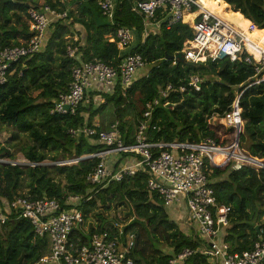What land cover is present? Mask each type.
<instances>
[{"label": "trees", "instance_id": "1", "mask_svg": "<svg viewBox=\"0 0 264 264\" xmlns=\"http://www.w3.org/2000/svg\"><path fill=\"white\" fill-rule=\"evenodd\" d=\"M39 1L0 0V51L20 46L31 38L29 11L40 8ZM44 1L60 12L69 3H77L78 16L76 18L71 11L66 20L53 22L42 51L14 64L7 83L0 84V122L15 130L6 145L19 142L20 135L30 141L21 150L29 163L24 167L30 176L28 193H20L22 167L0 164V209L4 208L3 203H12L20 196L30 200H56L61 203L62 211L76 209L83 213V221L74 229L69 242L81 247L88 245L95 233L108 231L111 237H116L117 224L108 214L120 208L126 213L121 242H126L130 232L135 233L130 257L136 264H166L185 250L197 251L200 242L194 240L193 234H186L183 225L174 220L161 196L148 190L150 175L146 169H139L135 176H125L120 181H103L97 186L88 183L87 176L101 161L91 156L107 150L99 142V134L118 123L124 144L134 145L147 104L158 99L162 89L172 86L169 96L161 98L154 110L146 131L148 142L198 144L213 139L219 146H225L234 140V129L212 125L210 119L214 115L223 118L230 113L242 93L239 107L244 128L240 147L254 157L253 162L263 163L264 81L248 87L255 82L256 72L244 61L233 63L224 59L207 64L179 61L176 57L185 49V43L193 39L192 29L182 23L170 29L151 26L144 42L131 50L142 55L148 65L137 72L128 90L123 89L119 78L106 92L88 90L76 115L52 114L60 95L68 93L74 65L96 59L116 68L122 59L116 28L105 22L98 7L99 0H70L67 4H61L60 0ZM137 1L117 0L116 21L120 26L135 29L142 40L143 19L132 11ZM206 1L210 10L243 32L252 43L264 46V0ZM225 3L231 6L234 14L227 13ZM90 16H93L92 21H85ZM72 18L71 24L79 22L88 32L87 46L79 48L81 56L75 60L67 56L71 45L67 39L71 36V24L67 23ZM193 18L188 15L185 20L191 22ZM256 58L259 59L258 55ZM193 76L202 80L200 91L189 86ZM96 119H99L97 125ZM83 128L94 129L96 135H70V130ZM153 153L156 155L158 151ZM117 154L121 155L120 159ZM219 156L222 155L215 157L217 163H220ZM7 158L14 156L0 144V159ZM114 158L117 162L113 166L106 164L107 170L114 172L141 160L140 156L123 152L116 153ZM70 159H78V162L45 164ZM210 181L218 203L231 208L229 226L223 229L224 242L229 244L232 253L253 250L264 236L261 234L264 230V222H261L264 218V169L234 168L231 164L215 167ZM68 196H79L82 201L66 206L64 200ZM50 251L48 238L37 237L30 221L19 219L14 212L6 225L0 227V264H39ZM181 264L213 263L197 253Z\"/></svg>", "mask_w": 264, "mask_h": 264}, {"label": "built area", "instance_id": "2", "mask_svg": "<svg viewBox=\"0 0 264 264\" xmlns=\"http://www.w3.org/2000/svg\"><path fill=\"white\" fill-rule=\"evenodd\" d=\"M69 1L60 0L61 4H67ZM98 7L102 16L108 20V24L116 28V39L122 60L116 68L96 59L74 65L68 93L60 95L54 103L52 114L76 115L79 106L85 100V93L93 89L95 84L108 88L120 78L123 89L128 90L137 72L148 65L142 55L131 51L135 29L120 26L116 21L117 0H99ZM132 11L143 19L145 39L150 33L151 26L155 29H160L161 26L170 29L178 23L189 26L193 39L185 43V49L182 51L186 62L207 64L224 59L233 63L244 61L253 66L256 72L255 82L248 87L264 81V48L257 47L256 42L250 43L243 32L205 9L200 0H138ZM69 12L70 8L60 12L46 4L29 11L31 38L20 46L7 47L0 51L1 85L7 83L14 64L32 58L42 51L50 25L58 20H66ZM187 15L194 16L191 22L185 21ZM77 44L78 39H73L67 49L68 58L80 59V47ZM254 49L260 55L259 60L252 52ZM201 83L202 80L198 76H193L190 78L189 86L200 91ZM172 89V86L162 89L158 99L147 104L143 120L139 122L134 145L124 144L118 123H114L109 131L99 134V142L104 144L107 150L91 156L101 161L87 176L88 183L97 186L103 181H120L125 176H135L139 169H146L150 175L148 190L158 193L166 207L174 205L181 207L184 204L187 223L193 231L194 240L200 242V248L197 251L185 250L166 264H181L197 253L206 256L213 264H264V236L255 244L253 250L241 254L232 253L229 244L219 241L221 232L229 226L231 208L218 203L210 185V175L215 167H225L234 162L240 164V167L264 169L253 162L254 157L244 150L241 151L240 135L244 123L239 100L242 93L237 97L231 112L223 117L228 120V127L235 132L232 146H219L213 139H205L198 144L149 143L146 131L150 127L154 110L159 106L161 98H167ZM181 91H184V88ZM70 135L91 137L96 135V131L83 128L70 130ZM153 151L158 153L155 155ZM120 152L135 154L140 156L141 160L117 172L107 170L105 159L107 154ZM217 155L224 156L223 162L215 161ZM0 164L20 166L19 163L2 159ZM81 201L79 196H68L64 204L68 206ZM3 204L4 208L0 209V227L6 225L9 215L14 212L19 219L30 221L37 237L48 238L50 254L41 258L39 264H136L130 257V252L135 246V233L130 232L126 236V242L122 243L123 227L119 225L116 237H111L108 231L95 233L88 245L78 247L71 244L69 238L74 229L82 223V212L76 209L62 211L60 202L46 198L30 200L20 196L12 203ZM261 234L264 235V230Z\"/></svg>", "mask_w": 264, "mask_h": 264}, {"label": "rangeland", "instance_id": "3", "mask_svg": "<svg viewBox=\"0 0 264 264\" xmlns=\"http://www.w3.org/2000/svg\"><path fill=\"white\" fill-rule=\"evenodd\" d=\"M40 1H42L41 2V4L43 5V4H45V1L44 0H40ZM201 2H202V4L204 3L205 5H207L208 4V6H209V3H208V1H206V0H200ZM74 3V2H73ZM41 4H40V6H41ZM226 4V3H225ZM227 5V4H226ZM72 11V10H71ZM70 11V12H71ZM69 12V13H70ZM227 13H231V10H230V8H229V6L227 5ZM232 14V13H231ZM228 18H231V16L229 15V17ZM186 21V20H185ZM105 22H107L108 23V20H106L105 19ZM189 22V21H188ZM31 25V24H30ZM29 25V26H30ZM257 43V45L259 44V42H256ZM262 45H264V43H263V41H262ZM145 69V68H144ZM143 69V70H144ZM140 71H142V70H140ZM234 118L231 116V120H233ZM210 123H212V125H222V126H224L225 128H229L228 127V125H229V122H228V120L226 119V118H221V117H219L218 115H214L211 119H210ZM243 123H244V121H243ZM14 132H15V130L12 128V127H10V126H7V125H4V124H2L1 122H0V144L2 145V146H5V147H7L9 150H10V152H11V154L14 156V158H7V159H4L5 161H7V162H12V163H19L20 164V166L22 167V169L24 170V174H23V176L21 177V188H20V193H22L23 195L24 194H26V193H28V189H27V187H28V184L30 183V176H29V172L28 171H26V169L27 168H24L25 166H28L29 165V163H28V161L25 159V157H24V154H23V152L21 151L23 148H26L27 147V145H29L30 144V141L24 136V135H20V137H21V140L19 141V142H13L11 145H6V143H7V141H9L10 140V138L13 136V134H14ZM243 132V131H242ZM234 135H235V132H234ZM235 141V137H234V140L233 141H230L229 143H227V145H229V146H232V143ZM241 151H242V149H241ZM243 153V152H242ZM244 154V153H243ZM248 156V155H247ZM117 157H118V159H120L121 158V155H119V154H117ZM106 159V158H105ZM219 160H220V163L221 162H223V158H222V156H219ZM107 162H108V164L110 165V166H113L117 161H116V159L115 158H113V159H110V158H108L107 160H106V164H107ZM254 163H256V162H254ZM45 164H47V165H50V166H53V165H73V164H76V159H70V160H61V161H58V162H56V163H52V162H46ZM256 164H258L259 166H261V167H263L264 166V161H263V163H256ZM8 165V164H7ZM31 165V164H30ZM231 165L234 167V168H240V164H238V163H231ZM258 169H260V168H258ZM109 171H113V169H110ZM169 211L171 212V214L175 211V213H176V211H177V213L179 214L180 212H182L183 211V208H182V206L181 207H178V206H176V205H174V206H172V207H170L169 208ZM183 214V213H182ZM178 215V216H175L176 218L174 219L180 226H182L181 225V222H180V218L179 217H181V216H183V215ZM125 215H126V213H125V211L124 210H122V209H116V210H114L113 212H111V213H109L108 214V217H109V219H113L114 220V223H115V225L117 224V225H119L120 227H124V224L126 223L125 222ZM173 215V214H172ZM261 222H264V218L262 219V221ZM191 230V229H190ZM192 231V230H191ZM190 231V233H192L193 234V231L191 232ZM167 251H168V249H167Z\"/></svg>", "mask_w": 264, "mask_h": 264}, {"label": "crops", "instance_id": "4", "mask_svg": "<svg viewBox=\"0 0 264 264\" xmlns=\"http://www.w3.org/2000/svg\"><path fill=\"white\" fill-rule=\"evenodd\" d=\"M41 2L42 1H39V5L41 4ZM224 2V1H223ZM44 5V4H43ZM228 5V4H227ZM41 6H42V4H41ZM66 7L67 8H70V11L72 10V12H74L75 13V17L77 18V13H78V11H79V9L77 8V5L76 4H68V5H66ZM230 7V9H231V6H229ZM232 10V9H231ZM233 11V10H232ZM232 14H234V13H232ZM236 15V14H235ZM92 19H93V16H90V17H87V19H85V21H88V22H91L92 21ZM73 18L71 19V21H69V23H67L68 25L69 24H71L72 22H73ZM71 27H70V31H71V36L69 35V36H67V39H68V42H72V40L73 39H78V44H79V46H80V48H83V49H85V47L87 46V41H88V32L86 31V29L84 28V26L81 24V23H79V22H74L73 24H71L70 25ZM51 29V28H50ZM262 31V30H261ZM50 34V30L47 32V39L49 38V35ZM47 39H46V41H45V43H47ZM145 40V38H144V35H142V40L140 39V37L137 35V33H135V36H134V41H133V43H132V45H131V49L133 50L141 41L143 42ZM142 74L140 73L139 74V76H141ZM92 90V92H106V90H109V87L108 88H105L104 86H102V85H100V84H95L94 86H93V89H91ZM91 92V93H92ZM98 99V98H97ZM96 99V100H97ZM98 122H99V119H96V121H95V124L97 125L98 124ZM114 155H116V153H110V154H107V156H106V160L108 159V158H110V159H113L114 158ZM108 163V162H107ZM126 166V165H125ZM183 204V203H182ZM3 205V204H2ZM182 208H183V211L182 212H180L179 214L177 213V211H176V213H175V211L172 213L173 215H174V217L175 216H180L182 213V215L183 216H181V217H179L180 218V222H181V225H183V230H185V232H186V234H192V233H190V225L187 223V219H186V212L184 211V204H183V206H182ZM176 218V217H175ZM225 231L223 230L222 232H221V234H220V236H219V241L220 242H223L224 241V237H225Z\"/></svg>", "mask_w": 264, "mask_h": 264}, {"label": "bare ground", "instance_id": "5", "mask_svg": "<svg viewBox=\"0 0 264 264\" xmlns=\"http://www.w3.org/2000/svg\"><path fill=\"white\" fill-rule=\"evenodd\" d=\"M200 3L202 4V2L200 1ZM202 6L205 8V9H207V10H209V11H211L212 13H214L212 10H210V8H209V6H208V4L207 5H205L204 3L202 4ZM215 14V13H214ZM188 16V15H187ZM186 16V17H187ZM219 16V15H218ZM220 17V16H219ZM221 18V17H220ZM223 19V18H222ZM224 20V19H223ZM248 39V38H247ZM249 40V39H248ZM249 42L250 43H252L250 40H249ZM257 47H259V48H264V46H261V45H257ZM255 55H258V58L260 59V55H259V53L257 52V50H253L252 51ZM258 59V60H259ZM258 161V160H257Z\"/></svg>", "mask_w": 264, "mask_h": 264}, {"label": "water", "instance_id": "6", "mask_svg": "<svg viewBox=\"0 0 264 264\" xmlns=\"http://www.w3.org/2000/svg\"><path fill=\"white\" fill-rule=\"evenodd\" d=\"M185 56H184V53L182 52V53H180L177 57H176V59L177 60H179V61H182V62H185V58H184ZM68 109V108H67ZM259 226L258 227H256V229H257V231H259Z\"/></svg>", "mask_w": 264, "mask_h": 264}]
</instances>
